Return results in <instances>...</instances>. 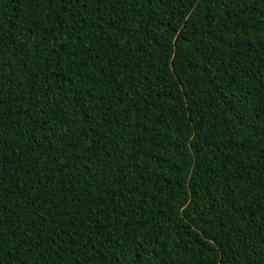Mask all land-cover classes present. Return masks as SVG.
I'll list each match as a JSON object with an SVG mask.
<instances>
[{
	"label": "trees",
	"instance_id": "1",
	"mask_svg": "<svg viewBox=\"0 0 264 264\" xmlns=\"http://www.w3.org/2000/svg\"><path fill=\"white\" fill-rule=\"evenodd\" d=\"M0 264H264V0H0Z\"/></svg>",
	"mask_w": 264,
	"mask_h": 264
}]
</instances>
